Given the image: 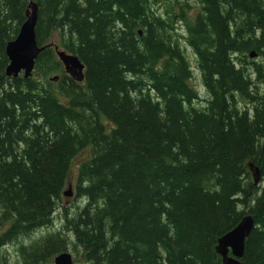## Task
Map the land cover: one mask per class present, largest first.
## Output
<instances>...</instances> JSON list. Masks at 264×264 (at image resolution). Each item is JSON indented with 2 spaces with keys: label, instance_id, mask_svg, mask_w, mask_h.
<instances>
[{
  "label": "trees",
  "instance_id": "1",
  "mask_svg": "<svg viewBox=\"0 0 264 264\" xmlns=\"http://www.w3.org/2000/svg\"><path fill=\"white\" fill-rule=\"evenodd\" d=\"M30 1L0 0V246L51 223L76 164L85 205L71 217V244L86 263L224 264L218 239L252 214L241 264H264V0H197L193 17L160 15L155 0H33L38 44L58 33L85 64L83 82L52 46L37 75H6L5 45ZM65 241L23 246V259Z\"/></svg>",
  "mask_w": 264,
  "mask_h": 264
},
{
  "label": "water",
  "instance_id": "2",
  "mask_svg": "<svg viewBox=\"0 0 264 264\" xmlns=\"http://www.w3.org/2000/svg\"><path fill=\"white\" fill-rule=\"evenodd\" d=\"M38 22V3L31 0L26 9V20L21 25L18 34L10 40L5 47V52L9 63L6 67L8 77L17 78L23 74L24 78H29L35 70L36 60L40 53L52 44L39 45L37 42L36 26ZM58 59L64 66L67 75L77 82L85 80V64L80 58L59 46L53 45ZM251 58L257 56L255 51L250 54ZM59 76L51 78L53 82L59 80ZM254 183L259 184L261 172L258 167H251ZM72 188L64 193L71 196ZM255 226L252 214H247L236 224V226L218 239L216 252L222 256L224 264H241V259L245 253L247 238ZM54 264H74L72 254L64 251L56 255Z\"/></svg>",
  "mask_w": 264,
  "mask_h": 264
},
{
  "label": "rangeland",
  "instance_id": "3",
  "mask_svg": "<svg viewBox=\"0 0 264 264\" xmlns=\"http://www.w3.org/2000/svg\"><path fill=\"white\" fill-rule=\"evenodd\" d=\"M155 10L160 15H166L169 12H179L184 9L188 16H195L199 11H201V4L197 0H155L154 3ZM189 6V7H188ZM179 24V23H178ZM181 26V25H179ZM181 36H185L184 30L180 31ZM51 43L59 46L60 49H63L61 43V37L58 33L54 34V36L50 39ZM181 43L185 46V51L188 56V59L191 63V67L193 70V79L191 81V85L197 89L201 99L197 102L198 107H204L206 105V100L209 98L206 89L203 86L201 74L196 64V55L192 48L186 46L183 39H181ZM249 60H252L251 57L247 55ZM253 59L260 61L261 58L258 56ZM62 69H64L62 67ZM61 71L54 72L50 76L60 75ZM33 75H37L35 71ZM23 76V74H21ZM243 104V103H242ZM89 153L87 151L82 152L77 160L82 161L83 158L87 157ZM77 166H73L72 175L69 177L68 182L65 184L63 189V194L58 201V205L52 213V221L48 225H44L43 227L37 228L30 235H25L19 238L17 241L9 243L8 245L0 246V264H27L22 256L21 247L23 246H31L33 243L40 242L49 236H58L60 238H65L66 250L70 254H72L74 264H88L85 262L82 254L80 252H76L72 247L71 242L73 241V235L71 234V217L79 211L81 207L85 205V201L81 200L77 197L76 194V171ZM72 188V195L65 196L64 192L68 191ZM9 227V223L4 225H0V236L2 233ZM72 239V240H71ZM54 241H58V239L54 238ZM62 250V249H61ZM61 253V252H59ZM59 253H55L54 255L45 257L41 261H37L34 264H54V258Z\"/></svg>",
  "mask_w": 264,
  "mask_h": 264
},
{
  "label": "bare ground",
  "instance_id": "4",
  "mask_svg": "<svg viewBox=\"0 0 264 264\" xmlns=\"http://www.w3.org/2000/svg\"><path fill=\"white\" fill-rule=\"evenodd\" d=\"M9 41H10V40H9ZM9 41H8V42H9ZM8 42H7V43H8ZM7 43H6V44H7ZM49 44H52V47H53V45H55V44H53V43H51V42H50ZM45 45H46V44H45ZM50 46H51V45H50ZM5 47H6V45H5ZM53 48H54V47H53ZM5 53H6V52H5ZM62 66H63V65H62ZM63 68H64V66H63ZM64 71H65V70H64ZM52 77H54V76H52ZM64 193H65V192H64ZM54 260H55V258H54Z\"/></svg>",
  "mask_w": 264,
  "mask_h": 264
}]
</instances>
